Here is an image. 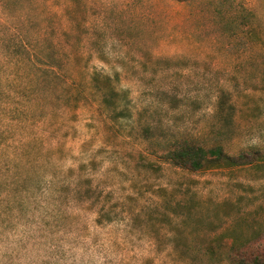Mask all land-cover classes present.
Here are the masks:
<instances>
[{
	"label": "rangeland",
	"instance_id": "rangeland-1",
	"mask_svg": "<svg viewBox=\"0 0 264 264\" xmlns=\"http://www.w3.org/2000/svg\"><path fill=\"white\" fill-rule=\"evenodd\" d=\"M15 44L62 79L16 72ZM180 140L264 150V0H0V264H226L217 238L264 240V160L191 172L162 158Z\"/></svg>",
	"mask_w": 264,
	"mask_h": 264
},
{
	"label": "trees",
	"instance_id": "trees-1",
	"mask_svg": "<svg viewBox=\"0 0 264 264\" xmlns=\"http://www.w3.org/2000/svg\"><path fill=\"white\" fill-rule=\"evenodd\" d=\"M29 46L25 44L19 45L18 47L16 44L11 45V47L8 46L4 52L3 59L9 64L13 59L14 69L20 74H28L25 71L28 66L30 67L31 63L32 66L39 68L44 78L53 76L58 80L62 79L61 73H65V67L62 59L59 58L58 52L53 50L54 52H50L45 58L40 54V58L38 57V50L36 49L38 45L36 47L31 46L34 48L33 55H31L32 52H29ZM41 50L39 48V52ZM91 77L93 81L92 88L101 97L103 105L108 110L123 116L125 110L119 111V106L122 104L123 98L116 90L113 78L102 75L101 73H94ZM73 82L75 83L76 81ZM16 89L21 91L20 87H16ZM83 99V95H76L75 98L69 99L68 105H71V102H73L77 106ZM224 103L221 99L220 104L223 105ZM162 158L176 167L191 172H200L224 167L249 166L255 162L260 163L264 160V150L251 148L243 150L237 156H231L225 152L221 144L208 146L195 141L180 140L173 142L163 151ZM86 183L88 187L85 191L84 198L92 200L94 198L92 181L87 180ZM100 212V218H104V207H102ZM205 256L213 263L264 264V240L258 236L246 241L235 238L231 243H227L223 237H219L207 248Z\"/></svg>",
	"mask_w": 264,
	"mask_h": 264
}]
</instances>
